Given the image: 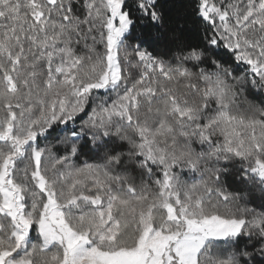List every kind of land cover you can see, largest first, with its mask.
Returning <instances> with one entry per match:
<instances>
[{
    "label": "snow or ice",
    "instance_id": "1",
    "mask_svg": "<svg viewBox=\"0 0 264 264\" xmlns=\"http://www.w3.org/2000/svg\"><path fill=\"white\" fill-rule=\"evenodd\" d=\"M0 264H264V0H0Z\"/></svg>",
    "mask_w": 264,
    "mask_h": 264
}]
</instances>
